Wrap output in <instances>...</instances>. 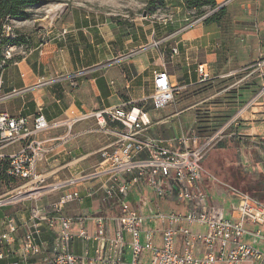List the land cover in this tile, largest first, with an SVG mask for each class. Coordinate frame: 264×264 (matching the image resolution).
<instances>
[{"label": "crops", "instance_id": "0c3cea01", "mask_svg": "<svg viewBox=\"0 0 264 264\" xmlns=\"http://www.w3.org/2000/svg\"><path fill=\"white\" fill-rule=\"evenodd\" d=\"M216 1L218 8L224 7L218 22L202 20L187 29H182V18L167 24L152 20L144 12L141 17L130 20L134 24H126V31L107 13L80 8L76 11L80 1L75 0L73 4L61 2L49 15L35 20L40 27L38 31L28 26L14 30L28 37L25 45H9L11 33L3 31L0 33V96L17 93L0 100V113L33 119L42 110L49 121H54L109 108L147 110L154 72L165 70L172 84L177 86L175 99L170 103V117L182 114L185 120H193V106L199 103L194 91L201 89L202 106L219 111L211 115L236 117L241 122L240 127L222 140L224 148H235L236 160L245 166L264 148V96L259 94L264 87V65L257 66L264 60V0ZM92 3L103 8H107L104 5L108 3L112 5L106 0H85L89 9ZM12 23L15 21L10 25L16 27ZM130 25L134 27L129 28ZM7 50L12 51L11 58H6ZM200 65L208 75L206 79L198 71ZM151 117L154 126L157 121ZM98 126L95 119H85L39 134L37 138L44 142L45 148H53L45 152L39 162V175L56 184L93 172L101 159L100 150L116 139L114 134L99 130ZM109 126L121 127L118 123ZM25 143L23 140L0 146V202H3L0 203V232L6 229L7 217L13 216L19 222L15 237L9 241L13 254L0 260V264H23L18 246L34 204H19L13 200L24 184L19 185L17 177L8 174V168L10 156ZM256 166L260 173L264 172L261 161H257ZM205 170L211 174L210 169ZM259 179L264 183L263 176ZM216 183L211 178L204 182L208 202L217 209L222 208L228 217L230 209L226 210L209 197L208 191L224 193ZM97 184L96 180H90L77 186L84 199L69 203L65 213H116L118 208L114 201L94 200L88 196L89 188ZM37 200L35 205L45 207L54 202L43 197ZM129 202L146 216L156 210L154 193L148 186H144L142 192L133 188ZM169 204H163L168 208L166 211L171 209ZM173 204L180 208L178 210L183 209L179 202ZM55 236L54 230L45 228L47 250L52 247ZM73 250L77 254L82 252L80 240L74 242ZM125 259L131 260L128 248H125Z\"/></svg>", "mask_w": 264, "mask_h": 264}, {"label": "built area", "instance_id": "2783aa9c", "mask_svg": "<svg viewBox=\"0 0 264 264\" xmlns=\"http://www.w3.org/2000/svg\"><path fill=\"white\" fill-rule=\"evenodd\" d=\"M207 15L191 21L189 28ZM7 29L13 28L8 25ZM10 37L15 38V32ZM11 57L12 51L7 50L6 58ZM262 65L264 60L257 64ZM198 71L207 78L203 65ZM176 91L167 71H155L150 97L153 109L166 108L174 101ZM15 93L0 96V100ZM259 94L263 96L264 88ZM85 119H95L101 129L114 134L116 139L100 150L101 159L93 172L55 184L54 189L67 190L58 200L46 207L32 206L30 222L18 246L23 264H264V201L249 191L223 183L224 193L233 201L230 216L208 202L204 182L209 178L218 180L205 170L204 160L222 141L220 134L152 136L149 130L153 118L143 108H109L54 121H49L42 110L33 119L1 112L0 146L26 141L23 148L10 156L8 174L25 182L38 178L39 162L53 148L46 149L37 136ZM111 123L121 127L111 128ZM90 180L98 184L89 188L88 196L114 201L116 213H65L69 203L83 201L77 186ZM144 186L152 189L156 204V210L147 216L129 202L132 189L142 192ZM178 202L182 210L161 208L162 204ZM5 226L0 232V260L12 256L9 241L15 237L19 222L13 216L7 217ZM45 228L56 233L50 250ZM247 236L251 243L244 241ZM76 240L83 244L80 254L73 250ZM125 248L131 260L125 259ZM45 249L46 253L40 256ZM148 251L150 261L145 263L143 256Z\"/></svg>", "mask_w": 264, "mask_h": 264}, {"label": "rangeland", "instance_id": "374dc122", "mask_svg": "<svg viewBox=\"0 0 264 264\" xmlns=\"http://www.w3.org/2000/svg\"><path fill=\"white\" fill-rule=\"evenodd\" d=\"M74 1L75 0H54L53 2L47 5L34 7L32 9L33 19L27 21H19L15 19L4 21V24L0 27V33L6 31L12 34V31L19 30L20 28H25V26H28V28H32L34 31H38L40 30V27H38V23L35 20H40L45 15H49L48 12L50 10L51 12H53L52 10H54L55 8H59V4L61 2H70L71 4H73ZM79 1L81 3L79 2L76 5V11H79L78 9L80 8L82 9V11L97 10L107 13L108 16H112V18H114L115 23H118L120 29H122L123 27L126 31V24H134V22H131L130 20L134 17H141L144 12L145 15L148 17L150 16L152 20H158L162 23L167 21V24L173 21L174 19L182 18V28H189V24L191 23V21L197 20L202 16H205L206 14H208L207 17H209L214 13L213 10L215 9H211L206 6H203L199 9L187 8L186 5L181 2V0H106L107 2H111L112 5L108 3L107 5H104L107 6V8H103L95 7L93 5L94 3H92V6H90L91 8L89 9V6L85 4V0ZM11 21H15V23H12V26L16 27H12V30H8L7 27L8 25H10ZM131 27L134 26L130 25L129 28ZM14 32L16 33L17 31ZM263 88L264 87L260 89V92L263 90ZM194 92L195 99H197V101L199 100V103L193 106V111L195 113L193 120H185L183 117L184 115L182 114H179V116L177 117L173 116L171 118L169 115L171 104H169V106H167L166 108L157 111L153 109L150 101V105H147V110L151 112V115L154 117V120L157 121V123L150 128L149 134L152 136L171 138L176 135L179 136L181 134H189L195 132L199 136H210L214 134H220V136H222L224 139L228 133L234 130V128L237 129L241 126V122L236 119V117L229 118L226 116L222 117L219 115H211V113H217L219 111L215 109L209 110L206 105L202 106L204 104L200 102L201 97L203 95L201 89L195 90ZM183 107L185 108L186 106ZM162 120H164L163 123ZM98 128L100 130L99 126ZM221 142H224V140H222ZM256 153V155L253 153L254 160H249L247 163H245L246 165L243 166L242 163H239L236 160L237 151L233 146H227L225 148L217 147L208 156L205 162V168H207V170L210 169V173L217 177L218 182L216 184L220 188L223 187V183H228L239 189H243L233 180V178L237 175L242 173V175L246 177L247 180L251 181H258L260 176L264 177V172L260 173V170L256 168L257 161H261L264 168V148L261 149V152L259 151ZM37 174L39 177L31 182H25V180L16 179L19 185H24L21 188L22 190H19V192L14 195L13 200L15 202L19 204L26 203L27 205L31 204L32 202L35 205V203L38 201V197L50 198V200L52 201H56L59 199L65 188L54 189L55 182L48 180V178L44 176H40L39 170ZM230 177L233 178L231 179ZM43 178L46 179L44 181H40ZM262 188H264V185ZM260 191L261 193L259 195L256 193L254 194L257 197L264 199V192L262 190ZM208 192L209 197L212 200H217L218 203L222 205L226 210L231 209L233 201L229 196H227L226 193H220L219 191ZM169 206L172 210L180 209L173 203L169 204ZM166 207V205H161L163 211H166V209H168ZM145 210H148L147 206ZM244 241L251 243L252 239L247 236ZM149 261L150 252L148 251L145 255V263H148Z\"/></svg>", "mask_w": 264, "mask_h": 264}, {"label": "trees", "instance_id": "16d2710c", "mask_svg": "<svg viewBox=\"0 0 264 264\" xmlns=\"http://www.w3.org/2000/svg\"><path fill=\"white\" fill-rule=\"evenodd\" d=\"M54 0H0V27L4 24V21H8L11 19L19 20V21H27L32 18V9L34 7L47 5ZM181 2L186 5L187 8H201L203 6L209 7L211 9L217 8L218 4L216 0H181ZM224 12V7H220L214 12L211 16L206 17L204 19L205 22H218L221 15ZM16 37H9V45L22 46L28 43V37L25 35H20L19 33H15ZM224 142H219L215 148H213L207 155L205 162L210 155V153L218 148H224ZM231 179L233 177H230ZM234 182L237 183L243 191H251L252 194L257 191L262 190L264 192L263 181L258 179V181L247 180L246 177L241 176L240 174L233 178ZM256 191V192H255ZM259 194V193H256ZM255 195V194H253ZM256 196V195H255ZM261 199V198H260ZM264 201V199H261Z\"/></svg>", "mask_w": 264, "mask_h": 264}, {"label": "bare ground", "instance_id": "6f19581e", "mask_svg": "<svg viewBox=\"0 0 264 264\" xmlns=\"http://www.w3.org/2000/svg\"><path fill=\"white\" fill-rule=\"evenodd\" d=\"M137 111L135 110L134 113H136Z\"/></svg>", "mask_w": 264, "mask_h": 264}]
</instances>
